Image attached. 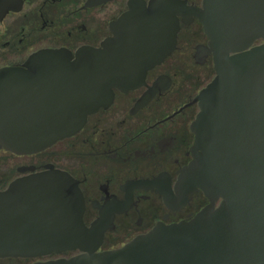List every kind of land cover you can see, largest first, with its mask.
I'll return each mask as SVG.
<instances>
[{
    "label": "water",
    "instance_id": "1",
    "mask_svg": "<svg viewBox=\"0 0 264 264\" xmlns=\"http://www.w3.org/2000/svg\"><path fill=\"white\" fill-rule=\"evenodd\" d=\"M182 5L132 4L100 48L43 49L21 67L0 69V148L43 151L109 106L114 89L143 84L175 50ZM194 12L215 76L195 99L192 160L178 186L201 190L209 204L190 221L158 223L97 251L101 237L83 224L77 181L49 166L0 192V258L78 250L32 264H264V0H203Z\"/></svg>",
    "mask_w": 264,
    "mask_h": 264
},
{
    "label": "flooded vegetation",
    "instance_id": "2",
    "mask_svg": "<svg viewBox=\"0 0 264 264\" xmlns=\"http://www.w3.org/2000/svg\"><path fill=\"white\" fill-rule=\"evenodd\" d=\"M152 1L0 0V69L21 67L43 49L74 54L85 46L100 48L113 37L112 24L130 5ZM177 1L183 7L177 14L175 50L147 71L143 84L124 92L114 89L109 106L89 115L77 133L43 151L15 154L0 148V192L49 166L77 181L83 224L87 229L95 226L101 237L97 251L117 249L158 223L190 221L209 204L201 190L186 194L178 186L192 160L191 124L199 112L195 99L215 69L194 12L203 8V0ZM79 253L3 257L0 264H32Z\"/></svg>",
    "mask_w": 264,
    "mask_h": 264
}]
</instances>
